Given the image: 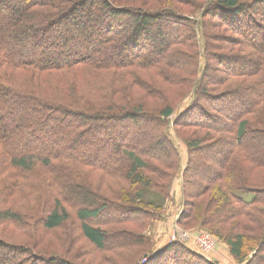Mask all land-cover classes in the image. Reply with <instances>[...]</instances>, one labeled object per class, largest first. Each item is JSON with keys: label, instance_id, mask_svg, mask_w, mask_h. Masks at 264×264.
Returning a JSON list of instances; mask_svg holds the SVG:
<instances>
[{"label": "trees", "instance_id": "obj_1", "mask_svg": "<svg viewBox=\"0 0 264 264\" xmlns=\"http://www.w3.org/2000/svg\"><path fill=\"white\" fill-rule=\"evenodd\" d=\"M211 19L233 34L227 51H210L218 47L208 41ZM201 53L209 64L207 54L215 57L226 76L208 82L207 71L200 69ZM82 74L116 76L120 83L110 88V98L96 102L99 108H88L76 95ZM18 76L30 83L12 84ZM49 82L51 87L57 82V94L41 91ZM179 86L177 105L187 96L191 101L175 126L225 134L214 143L227 145L210 159L211 175L197 170L191 181L196 190L186 194L191 200L179 223L235 220L240 233L229 239L231 254L244 261L249 240L243 232L251 233L256 243L246 264H264V0H0V227L60 228L71 216L74 196L70 206L77 208L83 236L101 252L119 253L125 264H141L142 258L143 264H213L180 241L154 250L140 233H113L109 227L144 228L164 206L169 186L154 183L142 156L163 153L180 163L168 132L158 135L178 107L168 96ZM159 99L165 102L160 113L144 109ZM147 134L158 137L140 148L137 138ZM186 143L191 151L200 146L196 139ZM120 166L127 168L133 187L120 198L124 203L112 205L86 178ZM188 171H194L191 164ZM30 177L47 183L48 196L42 194L44 202L33 209H19L16 193ZM155 188L158 200L152 196ZM109 208L117 212L100 218ZM29 246L0 238V264H72Z\"/></svg>", "mask_w": 264, "mask_h": 264}, {"label": "rangeland", "instance_id": "obj_2", "mask_svg": "<svg viewBox=\"0 0 264 264\" xmlns=\"http://www.w3.org/2000/svg\"><path fill=\"white\" fill-rule=\"evenodd\" d=\"M256 15H258V12L256 13ZM207 33L209 38L208 41L212 42L213 44L216 43V45L218 46L217 49L214 47L210 48V51L212 53L222 52L223 49L224 51H227L225 50V48L229 47L230 49V47L232 46L231 44H229V38L233 39V34L228 31V28L226 29L221 24L215 23L213 19L208 21ZM216 36L217 38L213 39ZM207 56L211 59V64H209L208 60L203 57V53H201L199 59V62L201 63V71H207L205 73V78L207 79V81L212 83V81L217 77L226 76V74L222 73L225 71L224 68L220 67V65L217 64L215 57L212 58V55L210 57L208 54ZM206 65H208L209 67L204 68V66ZM240 66L241 65H234L232 66V68L234 67L238 69L240 68ZM100 78L93 79L92 77L90 78L89 76L83 74L78 75V81L76 80V78H72L74 81L78 82V87L80 88V92L76 93V95H78L77 99H81V101L88 108H92L93 106L91 107V105H95L96 108H99L100 105L96 102L100 99L110 98L109 96H107L109 95L110 88L114 85L116 87V85L120 83L115 82V80L119 81L116 76L112 78L110 75H101ZM11 80L12 84H15V82L19 85H27L28 83H30L29 78L24 76L14 77L11 78ZM253 82H256L255 79H251L248 84H252ZM56 83L57 82L53 83V86L51 87V82H49V85L47 87H44L46 88V91L45 89H42L41 91L44 94H46V92L50 95L51 93L53 95L57 94L59 90L55 86ZM227 86L228 84H226V87L223 86L222 88H220L219 91L222 89V91H224ZM58 87H60V85ZM237 89H243V87L237 85ZM171 90L173 91V93H171L168 98L172 102H174V100L176 101V103H174L176 107L178 106L177 104L179 100L182 98V94L180 93L182 87H174ZM245 90L244 92H246L247 95L250 94L249 91ZM103 96H105V98ZM190 101L191 97L187 96L185 100L178 107H176L173 115L168 119V121H166L167 123L165 122V127H163L162 125L163 132L158 133L159 137H161L165 134L164 130L168 132L166 134H168L172 141V145L170 146L174 147L180 154V163L175 160L176 158L174 156H167V154L163 153L155 158L146 155L142 156L143 160L148 165L147 174L154 177V183H166L167 186H169V195L167 194L164 206L161 210H156L158 217L148 220L144 228L143 226L138 227L140 225H112L109 227H112L113 230L111 232L113 233H120L119 231L124 230H130L136 233H140L141 235L145 236V238L150 243L153 244L154 250H158L168 245L172 241H180L187 244L195 252L212 261L213 264H246L253 257V252L250 250L254 248L253 245L256 243V241L251 239L253 234H245V232H243L246 236V239L249 241H246L243 246L244 261L239 262L231 254V248L229 245V239L232 238L235 233H240V230L237 228L238 224L235 220H231L225 224L213 223L205 225L203 224V222L196 219L188 220L189 222H184L183 224L179 223L181 214L186 209V206H184V204L186 203V201L191 200L189 195L187 196L186 194H192L196 190L191 181H195V177L198 172L197 170H199L201 175L204 177H208L209 175H211V171H213L212 169H215V165L210 159H214L223 150H225V148H227L226 144L216 145L214 143V139L225 137V134L215 133L208 129L202 128L175 126L174 121H176L177 116L189 106ZM238 102L240 101L238 100ZM113 103L114 102L111 101L110 104L106 107L110 108V105ZM123 103L124 101L118 102L119 105H123ZM164 103L165 102L160 99L155 101L151 100L150 102L146 103L144 109L150 114H158L160 113L159 111L160 109H162ZM251 127L258 126H256V124H252ZM157 129L159 128H156V133ZM135 130H141L143 132L142 134L144 135V130L146 129H139V127L136 126ZM149 132L150 134L154 133L155 129L150 128ZM158 135L154 139H156ZM148 136L150 135H141V137L139 136L137 138V141L141 146L140 148H145L147 146L146 144L155 141L154 139L148 138ZM195 139L198 143H200V146L198 149L191 151L189 150L186 141ZM178 164H180V168L178 167ZM190 164L193 167L194 171L185 172V168ZM119 168L120 169L115 170L111 173H106L103 171L92 173L89 172L90 174H88V177L86 178L87 183L91 184L93 189H96L98 191V196L104 197L103 201H109L110 203H112V205H115V203H124L120 200V198L124 196L125 192L131 191L133 187L131 186V182L126 176L128 171L127 168L124 166H120ZM153 170L155 171L153 172ZM46 184L47 183L44 182L40 177H30L29 179H27V183L24 185V187L20 189L18 193H16L14 203L17 208L33 209L43 203L44 197H41V195L46 194V196H48ZM62 194L65 195L66 192L63 191ZM152 196L157 200L160 199V195L158 194L157 189L154 190V194H152ZM73 198L74 196L71 197L70 205L74 201ZM70 205L69 212L71 213V216L60 228L46 231L44 229H40L39 227H33L30 230L28 229L26 231H20L15 230L11 227H6L5 229L0 227V238L2 240L8 241V243L11 244L13 243L29 246L30 243V245L32 246L29 247L38 245V247L36 248L43 251L45 254L59 256L63 259L68 260L72 264H115L113 263L115 261L120 262V264H125V262L122 261L124 260V257L117 256L119 253L115 254L113 252H101L100 250H97L83 236L80 228V222L77 220L75 214L77 208H74ZM109 209H107V213L105 212L100 218H104L105 215L109 213L117 212L111 208ZM109 215L112 216L111 214ZM28 233H31L32 235L28 236ZM124 235L127 234L124 233ZM202 235H209L214 240V248L209 252H204L200 247L199 239ZM118 237L123 238L122 236ZM248 237H250V239ZM130 251L131 252H129V250H124L122 252L126 253V255L139 254L137 252L135 253L133 250ZM136 258H138L139 260L140 256ZM107 259H110L112 261H108ZM143 261L144 258L141 259L140 263L143 264ZM133 262H135V260H133L131 264H133Z\"/></svg>", "mask_w": 264, "mask_h": 264}, {"label": "built area", "instance_id": "obj_3", "mask_svg": "<svg viewBox=\"0 0 264 264\" xmlns=\"http://www.w3.org/2000/svg\"><path fill=\"white\" fill-rule=\"evenodd\" d=\"M199 244L204 252H209L214 248V240L209 235H202L199 239Z\"/></svg>", "mask_w": 264, "mask_h": 264}]
</instances>
